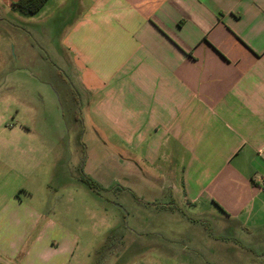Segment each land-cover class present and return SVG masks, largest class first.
<instances>
[{
  "label": "crops",
  "instance_id": "0c3cea01",
  "mask_svg": "<svg viewBox=\"0 0 264 264\" xmlns=\"http://www.w3.org/2000/svg\"><path fill=\"white\" fill-rule=\"evenodd\" d=\"M51 1L33 18L49 20ZM55 1L72 12L60 40L39 37L119 171L101 186L58 176L55 140L0 130V264H264V0ZM86 177L146 207L126 226L117 205L91 239L98 225L73 227V198L51 193Z\"/></svg>",
  "mask_w": 264,
  "mask_h": 264
},
{
  "label": "rangeland",
  "instance_id": "374dc122",
  "mask_svg": "<svg viewBox=\"0 0 264 264\" xmlns=\"http://www.w3.org/2000/svg\"><path fill=\"white\" fill-rule=\"evenodd\" d=\"M67 10L69 8L59 6L57 1L53 0L46 7V12L52 15L49 20L43 18L39 21L36 17L34 19L33 15L27 16L12 10L5 14L6 19L0 22V130H25L20 141L24 145L39 143L41 140L52 143L55 140L58 145V176L62 172L61 167L67 169L66 175L69 174L70 167L74 176L87 173L99 183L103 179L112 178L119 171L113 167L110 143L101 139L96 130H91L87 120L85 130L79 111L80 104H77L79 110L74 113L76 104L72 94L75 90L68 82L64 70L59 71L53 64L56 60L53 50L49 48V40L39 37L40 33L46 30L54 37L51 41L57 44L66 18L72 13L67 14ZM0 13H5L1 7ZM69 130L72 131L73 148L69 147L67 142ZM62 143L65 145L59 148ZM69 161H72L71 166ZM122 171L126 172V169L122 168ZM58 185H53L51 190L56 196V203H61L60 207L64 208L62 204L71 196L74 210L79 212L70 216L69 223L73 227L79 224L88 227L98 225L97 235L93 236L91 230L87 232L92 236L91 239L98 241L105 238L102 222L110 224L113 221L115 215L111 212H117V205L120 204L123 209L120 218L121 223L126 226L132 219L131 215L129 219L130 210L134 207H146L136 201L129 190H120L117 183L105 189L92 188L84 182L67 183L65 187ZM99 185L101 186V183ZM80 196L84 203H87L89 214L83 212L80 215ZM104 207L108 208L106 213L94 215V212ZM103 249L106 248H91V256L95 258Z\"/></svg>",
  "mask_w": 264,
  "mask_h": 264
},
{
  "label": "trees",
  "instance_id": "16d2710c",
  "mask_svg": "<svg viewBox=\"0 0 264 264\" xmlns=\"http://www.w3.org/2000/svg\"><path fill=\"white\" fill-rule=\"evenodd\" d=\"M48 0H15L11 4L13 11L19 12L23 15H34L38 13ZM86 181L90 186L95 187L96 184L86 177Z\"/></svg>",
  "mask_w": 264,
  "mask_h": 264
},
{
  "label": "built area",
  "instance_id": "2783aa9c",
  "mask_svg": "<svg viewBox=\"0 0 264 264\" xmlns=\"http://www.w3.org/2000/svg\"><path fill=\"white\" fill-rule=\"evenodd\" d=\"M260 184H261V188L264 190V177L261 178V182H260Z\"/></svg>",
  "mask_w": 264,
  "mask_h": 264
}]
</instances>
